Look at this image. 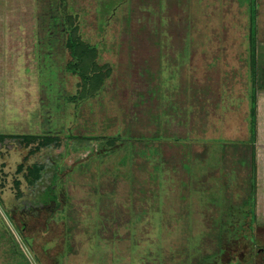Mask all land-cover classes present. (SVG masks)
I'll list each match as a JSON object with an SVG mask.
<instances>
[{
    "label": "rangeland",
    "instance_id": "374dc122",
    "mask_svg": "<svg viewBox=\"0 0 264 264\" xmlns=\"http://www.w3.org/2000/svg\"><path fill=\"white\" fill-rule=\"evenodd\" d=\"M67 14L112 70L91 100L71 99ZM23 26L24 58L53 53L6 61L0 34V134L37 135L0 140V264H264V0H0V29ZM141 93L164 145L117 137L148 134Z\"/></svg>",
    "mask_w": 264,
    "mask_h": 264
},
{
    "label": "trees",
    "instance_id": "16d2710c",
    "mask_svg": "<svg viewBox=\"0 0 264 264\" xmlns=\"http://www.w3.org/2000/svg\"><path fill=\"white\" fill-rule=\"evenodd\" d=\"M64 20H65L64 24H65L66 34H65V40H64L63 46L68 51V53L70 55V60L67 61L66 66L70 67L72 74H75L79 78V92L80 93H79V95L71 96V99L75 98V100L79 99L81 101L91 100L100 94V91L104 87L105 82H107V80L110 78L111 71H112L111 67L105 63L99 64L96 61V57H97L96 56V54H97L96 53V47H94L88 43H85L80 38V36L78 34V26H77V24L74 23V18L71 15L67 14L65 16ZM250 37H251L250 42L255 43V41H253L254 36L250 35ZM251 52H252L251 58H253V61H255L256 60V46H254V45L251 46ZM158 86H160V85L158 84ZM255 91L256 90L254 89L253 94L251 95L250 120H249L250 126H251L250 141L252 143L255 142L256 136H257V104H256ZM141 95H142V97H140V98H144L143 102H146V104L143 103V105H141L139 101L134 103L135 106L134 105H133L134 107L132 106L133 110L131 111V116H130L133 121H135V122L138 121L137 126L139 125V128H142V126H145L146 118L148 117L149 114H150V119H151L152 111L154 113L156 112V111H154L155 104H152V97L149 99L150 96L147 97V95H149L147 93L145 95H143L141 93ZM175 95H176V93L173 92L172 96L175 97ZM134 98H137V97H134ZM139 105H141V106H139ZM142 106H143L144 114H143V112H141V110H138V108H140ZM173 113L175 114V112H172V114ZM140 114L143 117H141ZM177 120H178V118H177ZM179 121H181V120H179ZM136 132H137V129L135 130V133H133L132 128L129 127V130L125 129V133L128 134L127 138L121 137L122 134H120V132H119L117 137H120L122 140L127 141L129 139H133L130 137L135 136L134 139L137 141V143H141V142L144 143L146 140V135H137ZM137 133L140 134L141 132L138 131ZM35 136L37 137V135H34V134H29V135L28 134L19 135V134H15V133L0 134V140H5V138L8 137L9 139L10 138L11 139L21 138L23 140H28L27 142H29L30 140H32L30 138L35 137ZM117 137L114 136V137H111L110 139H108L110 141V142H108V144L110 145L109 146L110 148H113L112 147L113 142L115 143V141L117 140ZM46 138H48V137H45V139ZM48 139L50 140V138H48ZM116 145H117V143L115 144L114 147H116ZM254 177H255V175H254ZM33 178H34V176H33ZM253 181L255 183V179H253ZM252 246H254V244L250 245L251 248H252ZM250 260H251V258L249 257L248 264H254V261L253 260L250 261Z\"/></svg>",
    "mask_w": 264,
    "mask_h": 264
},
{
    "label": "crops",
    "instance_id": "0c3cea01",
    "mask_svg": "<svg viewBox=\"0 0 264 264\" xmlns=\"http://www.w3.org/2000/svg\"><path fill=\"white\" fill-rule=\"evenodd\" d=\"M25 28H26L25 26H23V28H20V27L9 28L10 31L7 28H1L0 29L1 30L0 34L14 35L16 37L15 39L9 40L7 42V44H9L8 46L4 42H2V44H1L2 50L4 49L5 51L14 52L13 54H10V55L7 54L6 55V61L8 59V60H11V61L15 60V62H17V61L20 62V61H26L28 58L29 59H33L35 61H38L39 60L38 57H41V56L42 57L47 56L49 58V60L51 61L52 60L51 55L53 53L52 50H51V47H47L46 46V48H47L46 49V53L43 54L42 53V50H43L42 49V45L44 47L45 43L41 42L40 39H39V41L42 44H40V43L35 44L34 43L33 44L34 45V49L32 48L34 50V52H32L31 56H30V54L27 55L26 56V57H28L27 59L24 58L25 54H23V53L25 51V45H24L25 44V40H24L23 36H25L24 34H26V29ZM35 29H38V28H35ZM5 30H7V31L5 32ZM39 31L41 32V30H38V33H39ZM42 33L46 34L47 32L44 30V31H42ZM48 44H51V43H47V45ZM256 51L258 52L259 48H257ZM258 90L260 91L259 92L260 96H259L258 101H257V136H256V140H255L256 144L262 141V140H260L261 138H264V86L258 87ZM151 114H152L151 115V119H150V114L146 118L145 126L147 127L148 134H146L145 142L147 143V145H150V142L153 145H155V146H157L159 144L164 145V141H165L164 137L167 136V134H169V132H171V131H169V132L165 131L166 130L165 125H166V123H168L169 116H168V118L165 117L166 115L162 116V114H161V116H160V114L158 112V109H157V114H155L153 111H152ZM155 117H157V118H155ZM180 120L181 121H178V123H177L178 124L177 128L174 127V129L178 130V136L176 138H180V137L184 136V134H185V130H184L185 118H182ZM169 122H173V121L169 120ZM222 123L225 124L226 121H224ZM155 127H156V132H157L156 135L154 134ZM159 134L162 135V136H157ZM151 136H153V137L156 136V138L150 139ZM161 139H163V140H161ZM154 142H156L157 144L156 143L154 144ZM260 146H261V148L264 147V143L261 142ZM262 150H264V148H262ZM148 156H149V154L147 153V157ZM261 156L262 157L258 156V154H257L258 158H257V166H256V168H257V171L264 172V151H262Z\"/></svg>",
    "mask_w": 264,
    "mask_h": 264
},
{
    "label": "water",
    "instance_id": "95a60500",
    "mask_svg": "<svg viewBox=\"0 0 264 264\" xmlns=\"http://www.w3.org/2000/svg\"><path fill=\"white\" fill-rule=\"evenodd\" d=\"M260 250H264V249H260Z\"/></svg>",
    "mask_w": 264,
    "mask_h": 264
},
{
    "label": "flooded vegetation",
    "instance_id": "af4514ba",
    "mask_svg": "<svg viewBox=\"0 0 264 264\" xmlns=\"http://www.w3.org/2000/svg\"><path fill=\"white\" fill-rule=\"evenodd\" d=\"M262 251H264V250H262Z\"/></svg>",
    "mask_w": 264,
    "mask_h": 264
}]
</instances>
